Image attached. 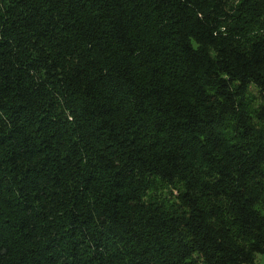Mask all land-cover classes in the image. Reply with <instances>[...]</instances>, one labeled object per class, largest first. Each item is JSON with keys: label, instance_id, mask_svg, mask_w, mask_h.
<instances>
[{"label": "trees", "instance_id": "16d2710c", "mask_svg": "<svg viewBox=\"0 0 264 264\" xmlns=\"http://www.w3.org/2000/svg\"><path fill=\"white\" fill-rule=\"evenodd\" d=\"M258 255L264 0H0V264Z\"/></svg>", "mask_w": 264, "mask_h": 264}, {"label": "rangeland", "instance_id": "374dc122", "mask_svg": "<svg viewBox=\"0 0 264 264\" xmlns=\"http://www.w3.org/2000/svg\"><path fill=\"white\" fill-rule=\"evenodd\" d=\"M173 194L175 195L176 193L173 192ZM254 264H264V255H258L255 259Z\"/></svg>", "mask_w": 264, "mask_h": 264}]
</instances>
